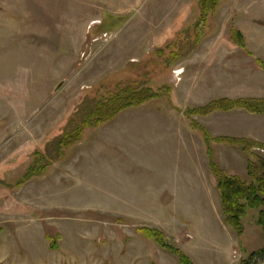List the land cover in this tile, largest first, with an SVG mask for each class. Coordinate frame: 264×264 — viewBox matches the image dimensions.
<instances>
[{
	"label": "rangeland",
	"instance_id": "374dc122",
	"mask_svg": "<svg viewBox=\"0 0 264 264\" xmlns=\"http://www.w3.org/2000/svg\"><path fill=\"white\" fill-rule=\"evenodd\" d=\"M214 1L0 0V264H180L148 228L195 264H240L264 247V206L247 210L242 234L226 224L190 124L214 135L254 125L264 140V117L185 115L216 97L264 98V0H216L200 22ZM128 84L164 95L57 146ZM212 151L248 179L247 152Z\"/></svg>",
	"mask_w": 264,
	"mask_h": 264
},
{
	"label": "trees",
	"instance_id": "16d2710c",
	"mask_svg": "<svg viewBox=\"0 0 264 264\" xmlns=\"http://www.w3.org/2000/svg\"><path fill=\"white\" fill-rule=\"evenodd\" d=\"M215 0L211 7L203 6L200 22L206 21L208 11L216 9ZM203 5L205 2L203 0ZM230 41L234 46L239 47L253 55L246 46V39L240 29L231 26ZM164 93L160 89L152 86L137 87L131 84L120 88L107 99H101L94 104L89 113L83 119L80 125L66 131L57 141V146H67L83 137L84 130L88 127L98 126L100 124L112 121L123 110L133 107H139L142 104L154 100ZM235 109L245 110L250 113L264 114L263 97H218L211 99L203 105L190 106L185 109V115L192 117L194 115L208 116L217 111L229 112ZM191 126L203 134V139L207 148V155L210 160V169L219 192L220 202L226 224L237 234L244 231L243 217L249 208H261L264 206V156L253 153L254 148L264 150V142L251 138H238L230 136H213L212 133L195 119H191ZM229 145L231 147H240L242 151L247 152L250 158L247 160L248 179H243L239 175L230 174L226 169L219 165L214 159L213 146ZM260 225L264 230V211L261 212L259 219ZM147 236L156 240L163 248L172 252L180 264H195L194 261L183 252V250L168 241L166 236L157 229H145ZM146 235V234H145ZM264 257V247L252 252L247 259L240 264H253L255 258Z\"/></svg>",
	"mask_w": 264,
	"mask_h": 264
},
{
	"label": "crops",
	"instance_id": "0c3cea01",
	"mask_svg": "<svg viewBox=\"0 0 264 264\" xmlns=\"http://www.w3.org/2000/svg\"><path fill=\"white\" fill-rule=\"evenodd\" d=\"M224 97V96H222ZM227 97V96H226ZM238 97H259V96H254V95H246V96H238ZM218 98V97H216ZM233 98V97H232ZM237 98V97H236ZM214 99V98H213ZM211 100V99H210ZM209 100V101H210ZM208 102V101H207ZM206 102V103H207ZM205 104V103H204ZM203 105V104H202ZM195 106V105H194ZM238 111L239 113H243L242 114H238V115H242L243 116V119H245V121L247 122H250L252 119L256 118V117H264V114H256V113H250V112H247L245 110H239V109H235V110H232V111H229V112H224V111H217V112H214L212 113L211 115H221V114H225V113H232V112H236ZM246 118H245V117ZM227 118V117H226ZM235 118H238L237 115L234 116V119ZM228 119V118H227ZM236 120V119H235ZM254 127V125H246V127L243 129V130H236V131H232V132H227V133H221V134H217V135H214L215 133H212L214 131L212 130H209L208 127H206L211 133L213 136H230V137H238V138H251V139H254V140H257V141H260V142H264V140H262L257 134V130H253L252 128Z\"/></svg>",
	"mask_w": 264,
	"mask_h": 264
}]
</instances>
